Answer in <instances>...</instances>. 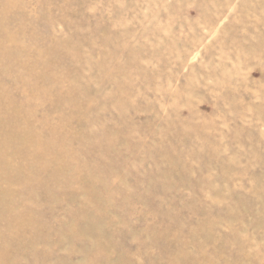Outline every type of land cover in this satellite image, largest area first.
Listing matches in <instances>:
<instances>
[{
    "label": "rangeland",
    "instance_id": "obj_1",
    "mask_svg": "<svg viewBox=\"0 0 264 264\" xmlns=\"http://www.w3.org/2000/svg\"><path fill=\"white\" fill-rule=\"evenodd\" d=\"M0 264H264V0H0Z\"/></svg>",
    "mask_w": 264,
    "mask_h": 264
}]
</instances>
